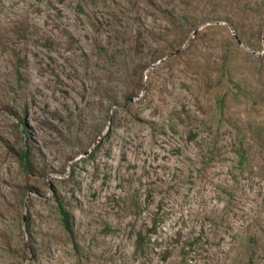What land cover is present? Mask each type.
I'll return each mask as SVG.
<instances>
[{"label":"rangeland","instance_id":"rangeland-1","mask_svg":"<svg viewBox=\"0 0 264 264\" xmlns=\"http://www.w3.org/2000/svg\"><path fill=\"white\" fill-rule=\"evenodd\" d=\"M0 264H264V0H0Z\"/></svg>","mask_w":264,"mask_h":264}]
</instances>
